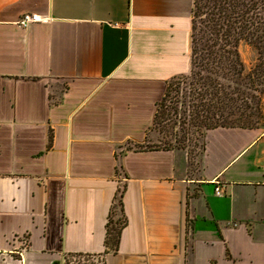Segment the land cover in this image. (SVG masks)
I'll return each mask as SVG.
<instances>
[{"label": "crops", "instance_id": "obj_1", "mask_svg": "<svg viewBox=\"0 0 264 264\" xmlns=\"http://www.w3.org/2000/svg\"><path fill=\"white\" fill-rule=\"evenodd\" d=\"M193 0H0V264H264V128L146 142L167 81L190 71ZM23 14L41 21L21 27ZM131 145L132 147H127ZM223 193L216 195L215 188Z\"/></svg>", "mask_w": 264, "mask_h": 264}, {"label": "trees", "instance_id": "obj_2", "mask_svg": "<svg viewBox=\"0 0 264 264\" xmlns=\"http://www.w3.org/2000/svg\"><path fill=\"white\" fill-rule=\"evenodd\" d=\"M190 71L167 81L156 109L154 128L167 132L159 145H135L136 150H174L194 132L204 137L215 128H260L264 100V0H193ZM257 50L258 63L246 70L239 47ZM168 126L172 131L166 129ZM179 127V131L173 130ZM120 188L106 223L105 252H118L127 223ZM66 258L65 264L68 263ZM105 264V262H103Z\"/></svg>", "mask_w": 264, "mask_h": 264}, {"label": "rangeland", "instance_id": "obj_3", "mask_svg": "<svg viewBox=\"0 0 264 264\" xmlns=\"http://www.w3.org/2000/svg\"><path fill=\"white\" fill-rule=\"evenodd\" d=\"M240 56L243 60V64L247 71L254 68L256 63H258V52L253 47V45L248 44L246 42H243L241 46L239 47ZM180 76V75H179ZM178 77V76H177ZM264 105V100H263ZM264 110V109H263ZM166 129H169L168 126H166ZM260 128H264V111L262 118L260 119ZM179 127H176L173 131L177 132L179 131ZM165 128L162 129V127H155L152 126L150 131L147 134L146 142L141 144L142 146H151L159 145V141L163 140L164 136L167 134V132H163ZM169 131H172L171 128ZM201 143H202V137L198 132H194V134L190 135L188 137V140L186 142L181 143H174V149H182L185 150V152L188 154V162H189V169H190V176L189 178L195 177L196 174H198L199 170V164L200 162V155H201ZM127 147H132L131 145H128ZM66 258L68 259L69 264H104V258L103 256H93L89 258L84 257H68L67 255L63 258V264L66 262Z\"/></svg>", "mask_w": 264, "mask_h": 264}, {"label": "built area", "instance_id": "obj_4", "mask_svg": "<svg viewBox=\"0 0 264 264\" xmlns=\"http://www.w3.org/2000/svg\"><path fill=\"white\" fill-rule=\"evenodd\" d=\"M41 21L40 16L36 15V14H23L21 19H20V26L21 27H27L29 24L35 23V22H39ZM215 192L217 196H220L223 193L222 188H215Z\"/></svg>", "mask_w": 264, "mask_h": 264}]
</instances>
